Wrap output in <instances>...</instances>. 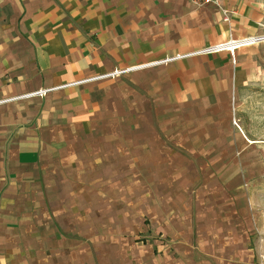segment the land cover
Listing matches in <instances>:
<instances>
[{"label":"crops","instance_id":"obj_1","mask_svg":"<svg viewBox=\"0 0 264 264\" xmlns=\"http://www.w3.org/2000/svg\"><path fill=\"white\" fill-rule=\"evenodd\" d=\"M262 6L0 0V264H259L252 188L215 164L247 141L225 131L237 62L200 51Z\"/></svg>","mask_w":264,"mask_h":264},{"label":"rangeland","instance_id":"obj_2","mask_svg":"<svg viewBox=\"0 0 264 264\" xmlns=\"http://www.w3.org/2000/svg\"><path fill=\"white\" fill-rule=\"evenodd\" d=\"M261 2L264 12V0ZM255 35H264V20ZM228 50L236 59L239 81L237 93L231 102L230 122L233 129L225 128V131L228 135L230 132L244 134L247 141L243 146L244 144H238L236 137L232 136L231 140L228 139V147L235 149L233 152L237 159L221 160L215 164L219 170L233 167L239 171L240 175H226L220 180L250 185L251 194L256 199L255 211H258L259 221H264V40ZM201 149L199 145L198 150L202 152ZM242 151H245V157L240 156ZM213 164L214 162L210 163L212 168ZM261 227L264 230V222Z\"/></svg>","mask_w":264,"mask_h":264},{"label":"built area","instance_id":"obj_3","mask_svg":"<svg viewBox=\"0 0 264 264\" xmlns=\"http://www.w3.org/2000/svg\"><path fill=\"white\" fill-rule=\"evenodd\" d=\"M195 3H197L198 5H206V4H209V3H214V2H218V0H193ZM225 13H226V17L227 19H229V13L224 10ZM252 38H256L257 40H254V41H262L264 40V35H252L251 37H247V38H243V39H238L237 41H240V40H243V41H248ZM233 39H231L230 41H228L227 43H234V42H237ZM213 50H220L218 49L217 47L214 48V47H210V48H207V50H203V51H200V52H204V53H207V51H213ZM175 58H169L167 60H173ZM129 69H126V70H117V71H114V72H111V73H106V74H103L102 76H98L94 79H99V78H102V77H115L119 74H122L124 72H127ZM89 80V79H87ZM87 80H83V81H78V82H74L72 84H77V83H84V82H87ZM72 84H65V85H61V86H57L55 88H48V89H42L40 91H37V92H32V93H28L27 95H24V96H21V97H30V96H35V95H39V96H43L44 93L48 92V91H51V90H55L57 88H64V87H68V86H72ZM3 100H0V102H2ZM259 264H264V256L261 258V260L259 261Z\"/></svg>","mask_w":264,"mask_h":264},{"label":"bare ground","instance_id":"obj_4","mask_svg":"<svg viewBox=\"0 0 264 264\" xmlns=\"http://www.w3.org/2000/svg\"><path fill=\"white\" fill-rule=\"evenodd\" d=\"M254 40H257L256 38H252L248 41H243V40H240V41H237V42H234V43H222L221 46H218L217 48H222L225 49V48H236L237 46L239 45H252V43H254L255 41ZM127 69V68H126Z\"/></svg>","mask_w":264,"mask_h":264}]
</instances>
